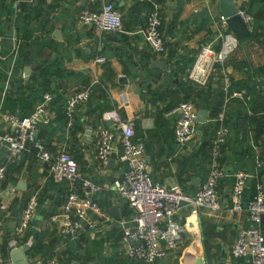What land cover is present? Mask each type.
<instances>
[{
    "label": "crops",
    "instance_id": "obj_1",
    "mask_svg": "<svg viewBox=\"0 0 264 264\" xmlns=\"http://www.w3.org/2000/svg\"><path fill=\"white\" fill-rule=\"evenodd\" d=\"M260 1L234 0V3L237 9L245 8L249 14ZM146 2L152 3L161 14L167 49L165 56L157 54L147 41L149 12ZM107 3L114 4L122 14L123 33H102L78 21L84 10L99 13ZM221 17L220 0H0V75L7 77L5 89L13 101L19 95L29 97V94H21L19 89H29L34 76L39 73L51 80L52 89L65 98L85 91L91 93V98L78 107L74 116L80 128L75 127L72 119L64 129L60 114L48 111L45 119L53 122L56 132L48 139L41 138L45 145H40V153H34L31 144L12 161L8 144L2 146L0 167L7 170L13 164V171H7L3 186L0 184V259L12 261L15 245L23 247L32 242L31 250L33 237L25 244L23 240L32 232L39 235L49 252L33 257L28 254L30 263L57 260L60 264H144L129 257L130 247L122 241L124 228L132 227V212L127 217L131 210L114 188V181L122 176L124 165L119 162L116 152L113 165L112 158L107 166L97 160V139L101 129L110 128L106 119L109 112L118 113L126 122H135V139L145 145L153 181L167 189L179 187L186 195L193 196L209 174L207 143L217 128L202 129L209 124L211 112L201 109L208 112L207 123L199 124L196 137L180 148L175 141L180 115L174 113V108L185 101L194 104L202 97L206 99L214 93H225L226 75L231 83L244 82L250 90L241 91L246 94L245 99H231L226 95L220 113L231 123L239 121L240 130L231 129L222 165L225 170L228 164H233L236 174L252 172V163L264 155L262 22L254 19L250 42L240 44L217 77H211L206 85L188 78L202 47L213 44L219 48ZM205 20H209L207 29L202 28ZM254 28H258L257 34ZM99 57L106 58L107 63H96ZM168 64L173 67L172 75H169ZM38 79L37 83L43 84V76ZM257 91L263 99L250 105ZM5 95L0 97V135L14 133L8 118L17 117L1 111ZM247 97L252 100H246ZM44 103L48 106L50 102ZM33 106L36 108L37 105L32 103ZM17 112L22 113L20 109ZM89 129H92V135L87 136ZM111 129L116 135L115 149L118 151L122 131L115 126ZM46 146L53 157L61 153L73 157L79 165L80 185L90 181L100 187V191L90 198L102 208V213L89 211L82 232L75 240L63 234L62 209L69 196L68 190L70 194L72 188L66 182L54 180L51 165L41 159L42 153H48ZM251 155H255L254 161ZM232 179L235 183L236 176ZM234 183H222L219 189L222 209L216 213L202 211L199 233L184 236L179 249L169 254L167 264H185L187 253L203 256L206 264H250L248 259L236 260L231 255L239 233L251 225L247 212H231ZM34 196L38 197L39 208L29 231L20 232L22 213ZM113 211H118L119 218ZM189 211L190 207L183 205L175 220L184 223ZM54 212L56 215L52 216Z\"/></svg>",
    "mask_w": 264,
    "mask_h": 264
},
{
    "label": "built area",
    "instance_id": "obj_2",
    "mask_svg": "<svg viewBox=\"0 0 264 264\" xmlns=\"http://www.w3.org/2000/svg\"><path fill=\"white\" fill-rule=\"evenodd\" d=\"M244 23L252 29L253 18L246 11L240 13ZM78 21L87 27L102 33H123V16L112 3L103 6L99 13L84 10L78 16ZM219 48L213 44L202 47L196 56L193 67L189 72V80L206 85L211 77H217L219 71L227 61L237 52L240 41L229 29L227 19L220 18ZM163 21L159 9L154 8L147 19V41L153 50L166 55V43L162 34ZM2 52V38L0 37V59ZM96 63L104 65L107 59L99 57ZM225 93L231 99H245L244 92L229 93L230 78L225 76ZM90 91L73 95L68 101V114L71 116L75 108L90 99ZM45 102L52 100L51 95H45ZM251 101V97H247ZM180 115L175 128V141L180 148H184L197 135L198 109L193 103L183 102L174 111ZM48 112L41 106L30 117L19 119L9 117L8 121L14 129L13 134L0 135V151L4 144H9L11 160L15 161L28 150L34 142L33 134L40 122L49 123ZM43 118V121H41ZM106 119L112 121L117 129H121L120 149H115V132L111 128L101 129L97 139V160L102 166H107L116 152L119 162L124 165L122 176L114 182V188L120 198L124 200L131 212L130 228H124L122 241L128 245V255L131 259L144 264H167L170 253L176 252L184 236L199 233L201 229L202 211L216 213L222 209L219 185L225 178V170L221 164V148L226 143L229 130L224 126V115L220 114V123L210 147V170L202 187L193 196L186 195L177 187L167 189L157 184L151 177V165L145 157V145L135 139V122L122 120L116 112L106 114ZM41 150V146H39ZM41 159L51 165V173L56 182H66L71 186V192L63 205L64 217L63 234L73 240L77 239L83 229V221L89 211L102 213V208L92 201L91 196L100 191V187L90 181L79 184V165L67 153L56 157L49 153H42ZM258 161V167L263 166ZM7 170L0 167V183L6 179ZM232 191L233 214L247 212L250 227L242 230L236 238L231 255L236 260L248 259L250 264H264V181L259 180L244 171L238 172ZM257 179V180H256ZM256 180L257 193L254 200L244 207L243 195L248 183ZM182 203L190 207L184 223L175 220L182 208ZM38 206V197H32L22 213L20 232L28 229L32 223ZM56 220V219H55ZM32 246V242L28 244ZM17 247L16 245L14 246ZM0 264H13L12 261ZM31 264H60L57 260H34Z\"/></svg>",
    "mask_w": 264,
    "mask_h": 264
},
{
    "label": "trees",
    "instance_id": "obj_3",
    "mask_svg": "<svg viewBox=\"0 0 264 264\" xmlns=\"http://www.w3.org/2000/svg\"><path fill=\"white\" fill-rule=\"evenodd\" d=\"M146 5H147L148 12L150 13L154 9L153 8L154 6L152 3H147V2H146ZM256 5H257L256 8H254L253 11H249V14L252 16L253 21L255 19L257 22H260V23L262 22L263 25L261 28H262V30H264V11L262 10L263 0L258 2ZM203 23L204 24H203L202 28L207 29L209 26V20H205ZM162 29H163V26H162ZM257 29L258 28H254V32L256 34H257ZM168 66H169V64H168ZM169 67H170V71H171V73L169 75H172L173 67L171 65ZM41 76H43L44 82H43V84L39 85L37 82L39 81L38 78H40ZM7 83H8L7 77L5 75H3V76L0 75V97L3 94H6L4 96V103H3V106L1 109V111L3 113L9 112V114L11 113V114L17 116L19 119H23V118H26V116H28V117L32 116L34 113H36V111H37L36 108L38 106L42 105V106H44V108L47 112L48 111L50 112L53 110V111L60 114V119H61L60 123L63 124L64 129L68 125L69 121H72V119H74L75 127L80 128V125H78V123H77V118L75 119V117H74L78 111V108H75L74 113L71 116H69V114H68V101H69L70 97L65 98V95H61L58 92H56V90L52 89V81L47 79V77H45L43 74L39 73V74H37V76H34L32 86L29 89H27V90H25L24 88L19 89L21 94H29L28 98H27V95H24V96L19 95L17 97V100L13 101L12 96L11 97L9 96L10 94H9L8 89L7 90L5 89L7 86ZM9 86H11V83H9ZM209 87H210V89H212L211 85H209ZM243 90L250 91L249 88L247 87V84H245L244 82H239V83L232 82L230 85V88H229V93L231 94L233 92H241ZM258 90H260V89H258ZM202 93H203V91H202ZM213 93L214 92H212V94ZM46 94L52 95V100L48 104V106L44 103L45 102L44 96ZM226 95L227 94L223 93V92L222 93H214V96L212 95L211 97H209L211 99H209V98L204 99L202 97V100H198V101L194 102V105L196 106V108L198 110L206 109V110L211 112V120H210L209 124L203 126L202 129L204 128V129L211 130L212 127L213 128L215 127L214 129L218 128L219 123L216 120L218 119L219 114L223 110V107L225 105ZM53 96H55V98H53ZM90 98H91V96H90ZM199 98L201 99V95ZM257 99L258 100L263 99L262 96L260 95V91L255 92L254 100L250 103V105H252L253 102L255 103V100H257ZM185 102H187V101H185ZM32 103L37 105L36 108H34V106L32 107ZM43 104H45V105H43ZM177 107H175L174 110ZM18 109H20V112H22V113H18L17 112ZM26 110L28 111L27 114H25ZM228 117H229V115H228ZM224 126L228 128L229 133H230L232 128H236V130L240 131L238 129L239 128V121H237L235 123H231L229 121V119L226 120V118H225ZM37 131L39 132V140L40 141L38 140V142L40 143V145H42V144L45 145L43 139H41V138H43V136H45V138L48 139L49 137H52L54 135V133L56 132V130L54 129L53 122L45 123L44 121L40 122L38 124ZM214 132L215 131H213L212 139L209 141V143H207L209 146V151L206 153V155H207V159H209V161L211 158L210 157V147H211L212 140L214 139V136H215ZM229 133H228V137H229ZM228 137H227L226 143L221 148V156H220L221 164L223 162L222 157H223L224 148H226V146H228ZM31 144H33V143H31ZM207 144H206V146H207ZM46 151H48V153L50 151L49 147H47V146H46ZM251 158L253 159V161L256 159L255 155H251ZM258 161H261L264 164V155L263 154H261V156L255 160V164H254V162L252 163V172H249V171L248 172L255 177H259V180L264 181V165L261 168H259L258 167ZM7 171L8 172L13 171V164L9 165ZM244 172H246V171H244ZM248 172H246V173H248ZM6 177H7V173H6ZM5 180L2 183H0V184H2V186L5 182ZM256 180L248 183L249 189H246L244 191L243 203H244V207L246 209H247V206L254 200V198L256 196V193H257ZM222 183L232 185L234 183V180L232 179V177L225 176V178L221 181V183L219 185L218 191H219ZM67 195H69V190H68ZM38 206H39V202H38ZM38 206H37V208H39ZM54 215H56L55 212L52 213V216H54ZM126 215H127V217L131 216V211H130V214L127 213ZM263 223H264V219H263ZM30 225H29L28 229H26V230L29 231ZM263 226L264 225L262 224V228H263ZM263 232H264V228H263ZM31 237H33L34 243H33V247L31 248V250L28 253L30 257L38 256V255H45L49 252V251H47L46 247L41 243L42 242L41 238H39V235L37 233H32V232L28 233L26 235L25 239L23 240V243L24 244L27 243Z\"/></svg>",
    "mask_w": 264,
    "mask_h": 264
},
{
    "label": "water",
    "instance_id": "obj_4",
    "mask_svg": "<svg viewBox=\"0 0 264 264\" xmlns=\"http://www.w3.org/2000/svg\"><path fill=\"white\" fill-rule=\"evenodd\" d=\"M220 7L221 12L224 18L227 19L229 27L234 31L236 37L242 43V45H246L250 42L252 37V32L249 29V27L244 23L240 13L245 12V8L237 9L234 0H220ZM27 76V73H26ZM262 87H263V97H264V81L261 80ZM208 120V112L205 110L199 111L197 122L198 124H206ZM41 121H43V118H41ZM108 127L114 126V123L112 121H109L107 123ZM92 129H89L87 132V136H90ZM92 135V133H91ZM34 142H33V148L32 151L34 153H40L41 150L39 148L40 143L39 140V132L36 130L33 134ZM10 147V145L8 144ZM116 161V155H112L111 165L115 164ZM225 174L227 177H235L236 170L233 164H228L225 169ZM115 182V181H114ZM22 188V185L21 187ZM186 203H182V206ZM114 215L118 217V211H113ZM30 251V246L26 245L23 247L17 246L11 253V260L13 264H31L30 260L28 259V253ZM185 264H206V260L203 256H197L193 254L187 253L184 258Z\"/></svg>",
    "mask_w": 264,
    "mask_h": 264
}]
</instances>
